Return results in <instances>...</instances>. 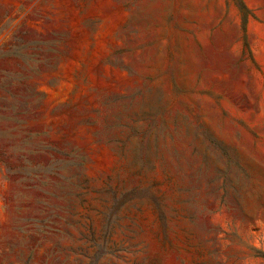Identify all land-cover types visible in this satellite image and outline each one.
<instances>
[{"label":"rangeland","instance_id":"374dc122","mask_svg":"<svg viewBox=\"0 0 264 264\" xmlns=\"http://www.w3.org/2000/svg\"><path fill=\"white\" fill-rule=\"evenodd\" d=\"M0 264H264V0H0Z\"/></svg>","mask_w":264,"mask_h":264}]
</instances>
